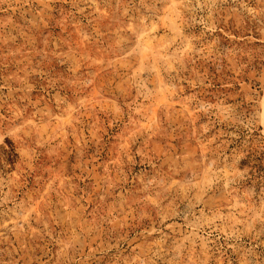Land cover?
<instances>
[{
  "label": "rangeland",
  "instance_id": "obj_1",
  "mask_svg": "<svg viewBox=\"0 0 264 264\" xmlns=\"http://www.w3.org/2000/svg\"><path fill=\"white\" fill-rule=\"evenodd\" d=\"M0 264H264V0H0Z\"/></svg>",
  "mask_w": 264,
  "mask_h": 264
}]
</instances>
